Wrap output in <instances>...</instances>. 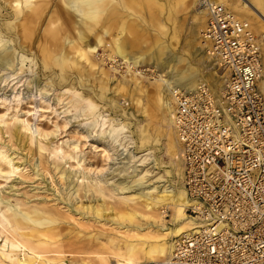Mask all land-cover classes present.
I'll use <instances>...</instances> for the list:
<instances>
[{"label":"rangeland","instance_id":"374dc122","mask_svg":"<svg viewBox=\"0 0 264 264\" xmlns=\"http://www.w3.org/2000/svg\"><path fill=\"white\" fill-rule=\"evenodd\" d=\"M200 1L154 0L149 4L144 2L140 10L138 9L139 16L133 18L135 22L130 26L134 30L129 31L131 37L127 50L129 52L142 50L145 54L147 53L146 55L153 52L158 59H164L168 54L181 56L184 58L185 64H190L199 70L202 69L199 74L202 77L206 76V72L213 71L215 72L213 75L224 76L226 73L219 64H216L214 69H209L196 61V58L201 54L195 56L197 51L190 39L193 34L190 29L193 25L196 26L193 38L197 39L199 30L204 26L203 23L206 19V15L202 16L203 12L198 15V20L194 18L195 14L203 8ZM50 12L51 9L47 15ZM130 12L133 11L130 9ZM148 14L151 15L150 19L147 17ZM261 23L264 26V21ZM252 24L255 25V23ZM112 26L116 27L117 24L110 23V31ZM160 26H164V31H160ZM67 35L71 40L76 39L72 28H69ZM257 35L260 40L263 64L264 30L259 31ZM158 38L159 41L163 40L166 45L163 51H159V48L156 51V44L159 43L156 39ZM76 43L81 48L84 47L83 42L76 41ZM72 45L75 46L73 42ZM22 46L24 53L33 57V63L27 61L24 69L18 71L17 77L0 81V93L8 94L12 87H15V90L28 92L33 89L35 81L40 83L39 86L46 84L47 91H42L41 94L45 95L49 103L42 102L39 97L35 100L26 97L23 100H28L26 102L21 100L18 106L15 103H10L12 105L9 106L7 112L16 111L19 117H25L22 111L29 110V121L49 132L46 137L36 135L37 139L48 149H37L36 144L30 141V138H35V136H31L32 133L29 131L20 129L14 132L15 134L10 138L5 125L0 124V148L13 158L14 165L18 167L17 172L11 174L9 178L0 177V213L3 212L8 217L11 208L15 206L23 210L37 208L45 215L52 213L54 221L43 225L29 222L27 227L17 230L19 233L17 234L13 227L3 220V228L0 227V229L6 230L8 234L19 241L24 238L20 234L25 236L33 234L34 237L31 236L33 250L44 253L45 258H55V264H102L99 257L106 255H108L106 256L107 264H113L115 258L112 253L118 250V252L123 251L126 245H133L138 250L134 257L145 262L144 251L152 241L151 238L154 237L155 231L150 222L151 218H146V213L149 212L144 206V197H136L133 195L135 194L133 191L120 190L118 187L121 186L120 182H122L121 184L128 182L133 174L134 165L139 164V161L134 160L132 165L127 167V159L122 158L127 153L126 151L129 150L135 155H140L146 150H150L148 165L152 166L155 172L164 173V177L170 185L183 188L181 178L175 175L172 165L169 163L171 157L166 148L168 136L167 132L163 131L167 126L162 121V112L152 79H156L161 71L158 68L154 69L152 62L148 60L138 67V70H141L140 73L126 72L123 63L112 64L110 59L103 58L102 55L100 57L103 61L99 62L93 56V61L99 62L109 73L107 82L102 84L99 82V77H102L99 73L94 72L93 75L86 78L80 69L61 70L56 66L53 69L44 68L38 47L46 45L36 35H32V39L24 42ZM66 49L73 51L71 47H66ZM97 52H103V48H98ZM47 54L52 55V52ZM109 65L115 67L119 72L113 71ZM149 68L154 70L151 71ZM2 74L0 71V75ZM121 74L126 75L125 78L135 77L141 84L139 91L133 89V84L128 85V94L124 96L127 99L125 103L122 101L120 103V96L115 95L114 91L117 84H122L124 78ZM220 81L223 82V78L217 79V83ZM73 91L80 93L82 98L80 102L76 103L77 109H74L69 103ZM135 98H139L141 104H136ZM114 100L116 104L112 103ZM30 104L39 109L30 106ZM5 106L7 103L5 105L0 103V110L5 111ZM92 109L95 111V115L91 117L89 114ZM98 114L105 118L104 127L110 124H124L125 126L127 135L125 139H128L126 141L128 144L123 149L116 142L115 149L110 150L109 159H105L89 146L91 143L97 144L99 134L103 129L102 122L99 124ZM97 117L98 125L90 134L86 133L84 122L87 124L89 121L95 122ZM65 121L67 123L64 126ZM141 126L146 129L145 132L148 136L145 143H141ZM87 134L88 137H83ZM75 142L78 147L72 149V144ZM59 144L68 151L76 152L81 164L86 169H91L90 171L86 170L87 179L81 180L82 170L79 166H70L75 164V159L60 158L50 152L53 147ZM54 165H58L57 170ZM139 167L141 166H137V168ZM100 168L102 172L97 171ZM62 169L67 172H76V175L69 177V182H65L67 178L61 180L59 176ZM98 178L102 180L99 185L103 189V196L99 195L92 187L96 186ZM3 196L5 197L3 198ZM96 206L101 208L99 213H95L93 210ZM170 212L169 210L168 214ZM168 218L169 216H167ZM37 238L46 244H36ZM2 243L3 238H0V245ZM13 253L17 258L23 257L20 250H14ZM0 263L11 264L7 259L4 261L0 259ZM147 264L156 263L147 262Z\"/></svg>","mask_w":264,"mask_h":264},{"label":"bare ground","instance_id":"6f19581e","mask_svg":"<svg viewBox=\"0 0 264 264\" xmlns=\"http://www.w3.org/2000/svg\"><path fill=\"white\" fill-rule=\"evenodd\" d=\"M152 1L154 0H0V71L3 73L0 75V81L17 77L18 71L24 69V65L27 61L33 63V57L26 55L22 49V44L27 40L30 41L32 35H36L44 42V45H46L38 47L40 48L39 53L42 55L44 68L53 69V67L56 66L61 70L80 69L84 72L83 76L86 78L93 75L94 72L99 73L102 76L99 77V82L102 84H105V81L107 82V76L109 75L106 69L99 63L103 61L102 57L110 59L112 64H117V62L123 63L126 72L134 73H140L141 70H138V67H141L145 62L150 60L154 69L158 68L161 71V74H159L156 79H152L157 91L158 102L162 112V121L165 123V126H167L163 131L164 133L167 132L168 136L166 148L171 157L169 163L172 165L175 175L181 178L183 167L180 158V143L173 122V92L183 89L189 91L202 85L206 86L216 97H219V94L223 90V84L227 82L228 68L221 65L218 57H212L205 52L206 41L202 40L201 37L204 26L199 30L198 40L193 38V35L196 33V26L193 25L190 29V32L193 33L190 39L193 46H195V51H197L195 56L201 54L200 57L196 58V61L209 69H214L216 67L215 65L219 64L226 73L224 76L213 75L215 74L213 71L211 73L206 72V76L202 77L199 75L202 69L199 70L190 64H185L184 58L181 56L168 54L164 59H158L157 55L153 52L148 55L142 50L129 52L127 50L129 49L128 45L131 37L129 31L134 30L130 27L135 22L133 18L139 16L138 9L140 10L144 2L149 4ZM202 1L204 0L200 1V5L203 8L195 14L196 16H194V18L198 20V15L203 12L202 16L206 15L205 22L203 23L205 25L209 22L210 14ZM209 1L221 5L224 8L223 10L231 14L236 21L248 23L252 29V31L249 32V36L258 43V51L261 57L260 40L257 33L264 30V26L261 23V21H264V0ZM50 9L51 12L47 15ZM130 9L133 12H130ZM147 17L150 19L151 15L148 14ZM112 22L116 23L117 26H112L113 28L110 31L109 24ZM251 22L255 23V25ZM69 28L73 29L76 36L75 40L68 38L67 33ZM160 31H164V26H160ZM76 41L83 42L84 47L81 48ZM156 41L158 42L159 38L156 39ZM72 42L75 46L72 45ZM165 46L163 40L159 41V43L156 44V51L158 48L159 51H163V49L166 48ZM66 47L73 48V51H69ZM105 47L108 49L107 52ZM98 48H103V52L98 53ZM263 50L262 48V52ZM48 52H52V55H48ZM101 55L102 57H100ZM93 56H95L96 61L99 62H94L92 59ZM260 63H262V60ZM263 64L262 69H260L261 71L257 84L264 95ZM109 67L113 69V71L119 72V70H116L112 65H109ZM154 69L150 70L153 71ZM121 76L124 78L122 79V84H117L114 91L116 93L115 95L120 96V103L121 101L125 103L127 99L124 96L128 94V85L133 84V89L139 91L141 90V84L135 77L125 78L126 75L124 74H121ZM218 78H223V82L220 81L217 83ZM76 80L78 82V77ZM39 85L40 83L35 81L33 89H30L28 92L15 90V87H12V90L8 94L4 92L0 93V103L4 105L7 103V106L4 108L5 111L0 110V124L5 125L10 138L13 137L15 134L14 132L20 129L26 132L29 131V133H32L31 136H35V138L30 136V141L36 144L37 149L44 150L48 148L37 139L36 135L46 137L49 132L29 121L28 114L30 111H22L25 117H19L16 111L7 112L10 108L9 106L12 105L10 103H15V105L18 106L21 100L26 97H30L33 100L39 97L42 102L49 103L45 95L41 94L42 91H47L45 89L47 88L45 87L46 84ZM81 99L80 93L73 91L72 99L69 103L74 109H77L78 105L76 103L80 102ZM112 103L116 104V101L114 100ZM135 103L138 105L141 104L140 99L135 98ZM30 106L39 109L33 104H30ZM82 111L85 110L82 109ZM89 115H91V117L94 116L95 111L92 109ZM66 123L67 121H65L63 125L65 126ZM100 123L103 129L99 134L98 142L97 144L91 143L89 146L93 151L99 152L105 159H109L110 150L115 149L116 142H118L123 149L126 148L128 144H126L128 139H125V137H127L125 134V126L124 124H110L104 127L106 123L105 118L99 116V124ZM97 125L98 117L95 122L89 121L88 124L84 122V129L87 131L86 133L90 134ZM54 126L57 127L56 124H54ZM232 128L235 130V127ZM145 130L146 129L141 126V143H145V140L148 138ZM88 134L83 137H88ZM72 146V149L78 147L76 142L72 144ZM50 152L60 158L68 157L75 159V164L70 166H79L82 170L81 180L87 179L86 170L90 171L91 169H86V167L81 164L80 158H78L76 152L73 153V151L64 149L61 144L53 147ZM126 152L127 153H125L122 158L127 159V167H130L134 160L139 161V164L134 165L133 174L128 182L125 184H121L122 182H120L121 186L118 188L120 190L127 189L133 191L135 193L133 195L136 197H144V206L147 207L149 212L146 213V218H151L150 222L154 228L155 235L151 238L152 241L144 251V256L146 257L145 262L134 257L138 253V250H136L133 245H126L123 251L118 252V250L112 253V256L115 258L113 264H147V262L172 264L171 259L176 248L178 237L182 232L198 227V223L186 212L189 201L187 194L184 188H178L167 183L164 173L160 174L155 172L152 166L148 165L149 162L147 161L151 153L150 150H146V152L140 155H135L129 150ZM53 164L56 163L53 162ZM139 165L141 167L137 168ZM54 168L57 170L58 165H54ZM17 170L18 167L14 165L13 158L0 148V177L9 178V176L14 172L16 173ZM97 171L102 172L101 168L97 169ZM66 172L67 171L64 169L60 170L59 176L61 180H66L67 178L65 182H69L68 178L75 176L76 172ZM101 181V178L96 179V186L92 187L95 188L99 195L103 196V189L99 185ZM4 197L5 196H3V198ZM93 210L95 213H99L101 208L100 206H96ZM169 210L171 211L170 214H168ZM167 216H169L168 219ZM0 217V227L3 228L2 221L4 220L13 227L14 232L16 231L17 234H19L17 230L27 227L29 222L35 225H43L54 221L52 213H46L45 215L43 212H39L37 208L23 210L18 206L11 208V213L8 217L4 215L3 212L0 213ZM20 236L24 237L22 241L8 234L6 230L0 229V238H3V243L0 245V249L2 250H0L1 260L4 261L7 259L11 264H55V258H45L44 253L33 250L31 247L33 241L32 237H34L33 234L31 235L32 237L23 234H20ZM36 242L38 245L46 244L41 241L40 238H37ZM14 250L22 251L23 257H15L13 253ZM106 256L99 257L100 263H108V258Z\"/></svg>","mask_w":264,"mask_h":264},{"label":"built area","instance_id":"2783aa9c","mask_svg":"<svg viewBox=\"0 0 264 264\" xmlns=\"http://www.w3.org/2000/svg\"><path fill=\"white\" fill-rule=\"evenodd\" d=\"M202 3L210 14L201 32L205 52L219 58L228 76L219 97L202 85L173 92L186 212L198 227L178 237L171 262L264 264L259 45L250 38L248 23L236 21L218 3Z\"/></svg>","mask_w":264,"mask_h":264}]
</instances>
